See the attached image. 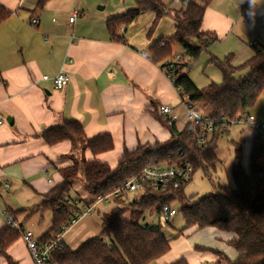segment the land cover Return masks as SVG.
Listing matches in <instances>:
<instances>
[{
  "label": "crops",
  "instance_id": "1",
  "mask_svg": "<svg viewBox=\"0 0 264 264\" xmlns=\"http://www.w3.org/2000/svg\"><path fill=\"white\" fill-rule=\"evenodd\" d=\"M91 1L98 10L92 8ZM138 1L46 0L38 8V0H0L13 12L0 24V230L13 217L31 232L26 228L33 226L30 219L40 213L43 220L47 212L51 225L38 235L31 233L40 239L52 228V213L38 210V206L62 182L59 169L73 163L68 157L73 147L70 141L49 145L40 136L49 127L73 119L83 126L88 138L110 134L114 141L111 151L94 156L87 149L84 155L115 168L125 149L172 137L160 117L173 118L180 130L190 123L188 119L182 124L178 108L185 106L174 83L161 63L146 54L155 42L173 36V16L161 18L149 33L156 14L145 12L118 30L123 40L113 39L108 30V19L137 7ZM75 11L79 14L71 23ZM34 19L37 25L32 24ZM237 23L238 18L211 6L201 29L218 37L217 32L231 33ZM61 72L70 80L58 89L52 78ZM45 75L50 79L44 80ZM161 106L171 108L172 114H162ZM220 235L226 241L231 238L227 233ZM63 241L76 249L68 244L67 232ZM224 250L230 258L236 257L231 250ZM6 253L17 264H35L20 233ZM207 257L216 260L214 254L202 259ZM0 264H8L1 254Z\"/></svg>",
  "mask_w": 264,
  "mask_h": 264
},
{
  "label": "trees",
  "instance_id": "2",
  "mask_svg": "<svg viewBox=\"0 0 264 264\" xmlns=\"http://www.w3.org/2000/svg\"><path fill=\"white\" fill-rule=\"evenodd\" d=\"M45 1L38 0V8H42ZM212 1L188 0L180 8H172L163 0H139L137 7L108 19L107 26L113 39L123 40L118 36V30L133 23L143 13L151 11L156 14L149 33L154 31L161 18L172 15L175 33L155 42L146 54L166 69L174 63L175 45L180 46L183 49L182 60L177 63L173 75L182 103L205 105L212 110L209 116L221 126L247 113L264 93V42L251 44L253 55L241 67L234 66L230 56L224 60L211 57L209 63L219 68L223 80L198 87L186 70L197 61L203 49L218 41L215 33L201 29L206 9ZM242 12L249 20L258 16L255 0H244ZM12 14L0 4V24ZM242 67L247 68L248 73L237 77V71ZM160 119L172 137L166 142L139 144L133 150L125 149L115 168L97 158L86 159L84 155L87 149L94 156L111 151L114 141L110 134L88 138L83 126L73 119H64L42 132L40 136L51 146L70 141L73 149L68 157L73 163L59 169L62 182L38 206V210L52 213V228L39 242L54 238L98 198H113L115 203L101 217L99 236L83 242L77 249H71L63 241L61 248L52 252L49 264H150L162 258L171 250L172 240L164 235L159 225H149L142 220H145L146 213L160 218L167 204L177 205L178 213L186 222V228L179 236L192 227H196V231L214 228L231 236L226 242L235 250L233 259L221 249L196 246V249L213 253L216 256L214 264H264V143L257 135L252 142L248 169L242 163V149H236L232 166L234 185L220 186L214 192L188 197L185 194L187 182L166 192L148 190L136 192L132 199L129 198L130 192L124 189L125 182L149 164L189 163L194 172L201 169L207 175L217 169V139L221 129H214L208 140L201 144V125L190 122L180 130L173 118ZM77 178L91 193L92 200L82 201L71 196L73 182ZM80 202H83V208L79 206ZM126 212H130L129 217L124 216ZM18 236L19 231L9 225L0 230V254L6 257L8 264H17L6 250ZM172 264L189 262L180 258Z\"/></svg>",
  "mask_w": 264,
  "mask_h": 264
},
{
  "label": "rangeland",
  "instance_id": "3",
  "mask_svg": "<svg viewBox=\"0 0 264 264\" xmlns=\"http://www.w3.org/2000/svg\"><path fill=\"white\" fill-rule=\"evenodd\" d=\"M166 1L172 3V0ZM243 2L244 0H213L208 6L215 7L231 17L238 18V23L231 33L219 34L217 32L219 40L209 48L203 49L197 61L193 62L190 68L186 70L188 76L198 87L203 88L212 81L221 83L223 80L219 68L209 63L211 57L214 56L219 60H224L230 56L231 63L236 67H241L253 55L251 44L255 41L264 42V0H255L259 14L253 20H249L243 15ZM90 5L95 10L99 9V6L95 5L93 1ZM170 6L175 8L174 5ZM180 7L181 5L176 6V8ZM180 53L183 54V49L175 45L173 54ZM247 73L248 69L242 67L237 71V77H244ZM194 107L200 114L209 115L212 113V110L203 104H195ZM178 109L182 112L180 117L182 124H185L189 119L187 118L188 113L182 105ZM248 113L253 114L264 123V93L257 98L247 113L242 115L240 122L233 123L226 130H221L217 139V155L219 158L217 169L211 171L208 175L201 169L197 170L185 187V194L188 197L202 196L214 192L220 186L234 185L232 166L236 149L239 147L242 149V163L246 169L249 168L251 147L256 133L244 122ZM71 196L82 201L93 199L80 178L74 180ZM134 196L135 193H129L130 199ZM82 205L83 202H80L79 206L83 208ZM114 206L113 198L97 204L96 209L91 214L83 216L74 226L67 229L68 244L77 249L84 241L99 236L101 234V217L103 213L109 212ZM129 215L130 212L124 214L125 217H129ZM142 221L149 225H159L164 235L172 240L171 250L158 261L150 264H172L180 258L187 259L190 264H207L211 262L208 257L204 259L202 257L205 255L212 257L213 253L196 249V246L222 249L228 255L224 250L227 249L228 251L231 250L233 255L236 254L235 250L227 244L225 237L220 235V232L214 228L196 231V227H192L184 230L183 236H179L182 230L186 228V222L179 213L170 223H165L158 215L150 213H146V218ZM31 223L33 226H26V228L38 235L39 230L51 225V215L47 212L42 220L41 214L37 213L30 219Z\"/></svg>",
  "mask_w": 264,
  "mask_h": 264
},
{
  "label": "built area",
  "instance_id": "4",
  "mask_svg": "<svg viewBox=\"0 0 264 264\" xmlns=\"http://www.w3.org/2000/svg\"><path fill=\"white\" fill-rule=\"evenodd\" d=\"M174 2H181L186 4L188 0H173ZM79 12L75 11L73 16L69 19L72 23ZM33 25L38 24V20L34 19L32 21ZM182 60L181 54H176L173 62L170 63L165 70L167 77L174 83L173 71ZM169 62H166V64ZM44 80H49V76H43ZM56 88L61 89L66 86L70 80V76L67 73L61 72L54 78H52ZM188 112V118L191 123L201 125V132L199 134V142L201 144L208 140V137L216 128L227 129L228 126L233 123L240 122L242 115L231 120L229 123H224L219 126L216 125L215 121L209 116L200 114L193 105L182 103ZM160 112L164 115L170 116L172 114V109L168 106H161ZM246 114V113H245ZM244 115V114H243ZM244 122L250 126L260 138L262 143H264V123H262L256 116L248 113ZM195 174L194 168L191 164L187 163L184 165H165L153 163L145 166L141 172L125 182L124 189L130 193L144 192V191H158L166 192L171 188H179L181 185L189 182L193 175ZM105 198H98L94 204L84 208L83 213L78 216L77 219H73L69 226L64 228L61 232L54 236L46 242H39V239L35 238L31 232L24 230L20 224L13 218L9 217L6 221L7 225L17 229L25 241L30 255L34 260L35 264H49L52 260V252L60 249L63 242V236L67 232V229L72 227L78 220L83 216L91 214L95 209L96 205L106 200ZM178 214V208L175 205L167 204L163 207L160 219L165 223H170L171 220ZM207 264H214V261L208 262Z\"/></svg>",
  "mask_w": 264,
  "mask_h": 264
},
{
  "label": "water",
  "instance_id": "5",
  "mask_svg": "<svg viewBox=\"0 0 264 264\" xmlns=\"http://www.w3.org/2000/svg\"><path fill=\"white\" fill-rule=\"evenodd\" d=\"M8 121H9V119H8Z\"/></svg>",
  "mask_w": 264,
  "mask_h": 264
}]
</instances>
